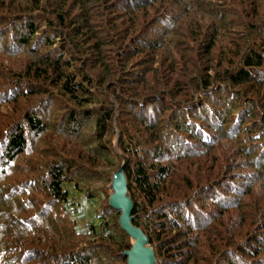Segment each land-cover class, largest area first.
Returning <instances> with one entry per match:
<instances>
[{
    "label": "trees",
    "instance_id": "16d2710c",
    "mask_svg": "<svg viewBox=\"0 0 264 264\" xmlns=\"http://www.w3.org/2000/svg\"><path fill=\"white\" fill-rule=\"evenodd\" d=\"M0 108V264H126L116 144L155 264H264V0H0Z\"/></svg>",
    "mask_w": 264,
    "mask_h": 264
},
{
    "label": "water",
    "instance_id": "95a60500",
    "mask_svg": "<svg viewBox=\"0 0 264 264\" xmlns=\"http://www.w3.org/2000/svg\"><path fill=\"white\" fill-rule=\"evenodd\" d=\"M116 149L122 156L123 163L112 176L109 205L120 212L119 225L132 239L131 248L125 250L122 255L126 256V264H155L157 259L148 236L139 226L133 224L134 202L129 192L128 179L125 173L129 158L120 151L118 144H116Z\"/></svg>",
    "mask_w": 264,
    "mask_h": 264
},
{
    "label": "rangeland",
    "instance_id": "374dc122",
    "mask_svg": "<svg viewBox=\"0 0 264 264\" xmlns=\"http://www.w3.org/2000/svg\"><path fill=\"white\" fill-rule=\"evenodd\" d=\"M2 109H3V108H0V110H2ZM100 184H101V182L98 183V185H100ZM110 184H111V183H110ZM53 215H54V214H53ZM131 240H132V239H131Z\"/></svg>",
    "mask_w": 264,
    "mask_h": 264
}]
</instances>
